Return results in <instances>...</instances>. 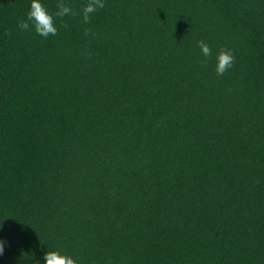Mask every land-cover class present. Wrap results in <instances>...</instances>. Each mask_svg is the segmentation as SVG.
<instances>
[{
    "label": "trees",
    "instance_id": "trees-1",
    "mask_svg": "<svg viewBox=\"0 0 264 264\" xmlns=\"http://www.w3.org/2000/svg\"><path fill=\"white\" fill-rule=\"evenodd\" d=\"M63 2L0 0V264H264V0Z\"/></svg>",
    "mask_w": 264,
    "mask_h": 264
},
{
    "label": "clouds",
    "instance_id": "clouds-1",
    "mask_svg": "<svg viewBox=\"0 0 264 264\" xmlns=\"http://www.w3.org/2000/svg\"><path fill=\"white\" fill-rule=\"evenodd\" d=\"M105 0H88L81 9V15L84 23L90 22L91 14L95 13L98 9L104 7ZM72 14V9L68 7L63 0L57 4V11L50 13L47 8L42 4L41 0H30L29 10L25 18L18 22L20 30H34L36 34L43 38H48L50 35L57 34V27L55 25L56 17H64ZM67 27V25H62ZM87 35V33H85ZM198 46L201 54L204 57L212 55V51L208 44L204 41H199ZM216 65L215 71L217 75H223L228 69L231 68L234 57L226 50H220L215 57ZM3 231V225L0 224V232ZM7 241L0 239V256H3ZM36 264H41L40 260ZM42 264H78L77 259L72 256L63 254L60 250H48L43 253Z\"/></svg>",
    "mask_w": 264,
    "mask_h": 264
}]
</instances>
